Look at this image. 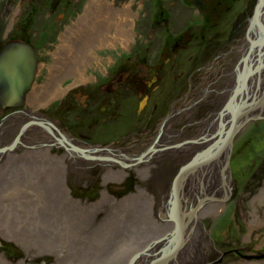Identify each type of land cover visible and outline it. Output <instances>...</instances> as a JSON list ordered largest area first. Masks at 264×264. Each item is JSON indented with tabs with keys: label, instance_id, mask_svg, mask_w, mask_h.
I'll use <instances>...</instances> for the list:
<instances>
[{
	"label": "rangeland",
	"instance_id": "obj_1",
	"mask_svg": "<svg viewBox=\"0 0 264 264\" xmlns=\"http://www.w3.org/2000/svg\"><path fill=\"white\" fill-rule=\"evenodd\" d=\"M22 1L24 0H19L18 4L15 2L10 8L11 14L8 15L10 9L3 11L4 1L0 0V15L4 24L9 21L5 17L7 16L13 20V28L15 27L20 14L18 5ZM108 1L114 7L125 6L132 12L133 16L128 18L130 24L126 22L124 26L126 29H131V38L125 47L120 44L116 47L105 46L92 50L93 60L91 59L85 66L83 82L77 77L64 75L55 54L62 34L66 28L76 23L86 3L83 0L75 1L77 4L75 12L70 11L74 5L71 0H67L65 10L60 7L56 11L52 9L51 12L47 10L51 4L50 0H37L33 3L35 7L37 3L40 6L44 5L43 22H54L57 26L59 24V32L50 37L49 45H46L48 58L45 60L46 69L43 78L38 81L34 79L31 87L35 82L37 85L46 84L51 71L60 81H57L53 92H48L49 99H45V102L40 104L44 106L40 110L43 109L46 116L36 115L35 119L27 120L28 118H22L28 116L27 112H24V115L12 116L13 111L10 110L24 109L25 104L5 108L0 105V146L15 142L19 127L26 120V123L36 122L35 124L46 126L40 127V130L39 125L36 126L33 123L29 130L26 128L21 133L23 145L11 152L1 154L4 157L0 158L3 167L0 168V172L3 173V176H0V227L2 228L0 229V264H60L58 263L60 259H64L67 264H102L100 255H103L110 264H113L115 259H120L118 264H127L133 254L144 247L141 245L142 242L148 243L152 234L160 233V229L154 226L165 219L158 213L157 206V200L164 201L165 195L162 198L163 194H153L151 191L155 176L160 175L166 178L163 181L166 180L167 187H170L174 173L181 163L199 153L190 147V144L180 148L177 147L178 143H190L204 130L212 128L215 121L214 129L217 128V122L221 123V115L225 113L223 110L225 104L230 99L231 103L235 104L236 101L233 98L236 96L233 97V93L244 85V81L239 79L242 71L234 64L225 70H215L209 78V81L213 83L207 87L200 85V94L197 97L195 95L194 100H191V96L185 97V93H181L179 99L174 102L172 97L175 92L171 93L170 89L177 81L183 82L187 78L188 71L193 67L189 62L190 58L193 60L200 53V58L206 57L213 60L216 54H208L209 51L212 52L210 40L215 31L210 30L209 25L205 23V27L208 28L200 38V47L195 46L192 51L190 48L176 54L177 57L173 59L176 61L175 65L165 66L158 76L153 70L145 72L146 68H139L137 73L146 77L145 79L160 80L152 82L151 86L143 91L141 99L135 98L131 87L127 89V93H119V87L124 85L122 83L119 84L118 92L112 90L107 80L114 74L111 71L113 65L116 61L119 62L120 58L127 60L131 56H126V53L132 44L138 41V44H143L146 38L139 37L137 28L142 24V19L145 20L144 14L148 15L154 8L146 9L145 6L142 8L139 0ZM62 2L63 0L61 4ZM140 15H143V18H140ZM19 18L22 19V17ZM6 28L4 26L3 31ZM43 30L50 32V25L43 24ZM157 56L153 54L151 57ZM241 56L240 54L235 59ZM218 66L216 65L215 69ZM50 68L52 70H49ZM262 71L264 69H247L249 79L246 78L245 86ZM226 72H232L236 76H232V80L229 81V75ZM219 73H222L223 78ZM224 81L226 84L223 83ZM88 83H101L104 90L108 88L104 95L109 96V101L112 103H109L110 105H113L116 100L114 112H111L110 106L106 107L101 99L95 100V104H91V109L88 108L90 104L83 108L86 104L84 86ZM194 84L195 77L192 79V85ZM44 89L42 88V95L46 94ZM243 90L246 91V89ZM231 92H233L232 95H230ZM254 92L263 95L264 84L255 85ZM161 93L171 94L159 98ZM169 99L173 100L171 107ZM146 101H148L147 106L150 105V107L146 106V112L143 110L138 113L136 105L140 104L142 109ZM87 102L92 103L89 100ZM80 109L82 112L87 110L81 113ZM26 110H28L27 107ZM7 113H9L8 116ZM223 117L226 119L225 116ZM230 119L228 116L227 120L230 121ZM48 122L54 124L72 140L78 139L77 143L80 145L72 143L70 147L66 144V147L58 142L59 140L53 141V136L52 142H48L47 136H50L48 127L53 128L52 125L47 124ZM163 134L166 136L163 137L165 140L162 146L163 152H158L152 159L149 158L151 155L148 156L147 150L152 148L157 140L161 141ZM232 140V154L227 167L231 187L228 193L223 195L220 207L213 215L205 211L201 212L204 213L201 219L199 215L196 223L198 226L192 230L181 264H238L241 261H244L243 264H264L261 261L264 257L256 258L264 254V193L258 197L261 189L264 188V114L252 118ZM37 143L49 144L44 146L46 149L44 156L35 154V151L41 147H34ZM31 146L34 149H31ZM211 146L207 147L206 151L213 152L215 148L210 149ZM75 147L84 150L92 149L95 151L93 154L106 153V160L104 158L86 160L78 151L71 150ZM24 151L28 154L27 157H22L21 153ZM107 151L111 154L114 153L113 151H120L123 155L121 157H125V160L121 162L117 160L121 157H109L114 160L112 162L108 160V156L112 155L107 154ZM12 153H15L18 158V163L15 162V164L21 171H26L28 179L31 180L26 187L20 189H17L13 181L21 178L13 176L15 172L12 169L13 162H9ZM132 164L136 165L132 166ZM110 171L116 172L117 175H112ZM250 173L254 175L250 176ZM49 186L51 188L47 190ZM50 194H55L53 201L56 202L53 206L44 199ZM199 195L197 192L194 193L188 210L191 209L190 207H193L195 211L198 209L197 213L203 210L198 208L202 203ZM101 198L107 200L102 201V204L97 203ZM67 199L74 201L73 205L68 203ZM138 201H142L141 207L144 204L148 205L150 215L141 213H148V210L143 211L145 208L131 206V203ZM207 202L212 203L209 200ZM39 214L43 217L41 218ZM46 218L48 219L43 222ZM257 218L261 220L257 221ZM41 219L43 220L39 221ZM51 219H54L52 228L46 233L34 235L36 229H31L32 227H43ZM17 231L21 234L16 235ZM95 242L99 245L95 246L93 244ZM52 246L59 248V257L48 251ZM238 249L245 250L249 259L245 261L239 258L236 253ZM224 252L226 253L221 256L220 254ZM218 260L220 262H217Z\"/></svg>",
	"mask_w": 264,
	"mask_h": 264
},
{
	"label": "bare ground",
	"instance_id": "obj_2",
	"mask_svg": "<svg viewBox=\"0 0 264 264\" xmlns=\"http://www.w3.org/2000/svg\"><path fill=\"white\" fill-rule=\"evenodd\" d=\"M130 16H133V14L129 10L128 7H125V6H122L121 8L114 7L113 4L109 3L108 0H89L87 1V4L84 7L83 13L80 16H78V18L76 19V23L73 24L72 27L66 28L65 32L61 36L60 44L57 47L55 57L62 67L63 74L77 77L79 81L83 82L85 66L89 64L90 63L89 61H91V59L93 58L92 50L98 47H105V46H115L116 47L117 45H120V44L125 47L128 44V40L131 38V29H126L124 27L126 22L130 24V19L128 20ZM13 56H18V52L16 49H13L12 52H10V54L6 55L7 64L9 63V65H13V62H11ZM4 57L5 55L2 53V58ZM21 57L23 60V63L21 64V68L4 65V71L10 72L11 75L20 73L21 69L25 68L24 66L25 63L30 61V57L28 54H21ZM32 57H33L32 61L30 62L32 63L31 68H33V75H32L33 77L31 76L32 78H30L29 81H28L29 77L27 78V76H21L20 79H18L20 86L26 88L27 93L25 90L23 92H18L17 94H14L13 96L14 100L17 102L19 101L25 102L26 100H28L29 105L31 106L38 104V102H41L42 99L43 100L49 99L48 92H53L57 83L60 81L58 78L55 77L56 75L55 76L53 75V72L51 71V74L49 72L50 76L48 77V82L44 85V88H45L44 92H46V94H43V95L34 94L32 96L31 94H28V93H31V90H30L31 83L34 80L35 76L41 72L43 73L45 72V68L44 69L38 68L37 61L35 58L36 56L33 55ZM95 60L100 61L101 59H95ZM49 70H52V68H50ZM247 74H248L247 70L244 69L241 74L242 78H247L248 77ZM257 84H264V71H262L258 76L256 77L254 76L251 79V81L244 87L246 91L244 92L243 90L242 91L243 93L241 92L242 94L238 92L230 93V95H232L233 93V97L236 96L235 98L232 97L233 99H235L236 102L234 101L235 104L233 103L231 104V107H230V109L232 110L231 112L225 111V113L221 115L222 116L221 123L217 122V125H218L216 126L217 128L214 129L216 125V121H215L214 124L212 125V128L210 129L207 128L206 131L204 130L203 133L200 134L202 135V137L198 135L197 137L192 139L190 143H184V142L178 143L177 147H180V148L183 147L184 145L190 144V147L194 148L197 152H199L198 155H200V152H203L204 149L206 150L207 147L212 145L210 149L215 148L214 152L217 151V156L213 158L212 160H210L208 163L187 171L178 179L176 188L178 192V201L180 204V208H177V209H174V204H173L174 202V198L172 194L173 180L172 182H170V187H167L166 180L163 181V179H166V178H163L160 175L155 176V180L152 183L151 191L153 194H158V195L163 194L162 198H164V195H165L164 201L161 199L157 200L158 213L161 214L162 218L165 217V219L161 220V222L157 220L159 223H157V225H155L154 227H158L160 229V233L152 234L150 236L151 240L148 243L145 242L146 243L145 244L144 242H142L141 245L144 247L139 249L140 250L139 252L138 251L135 252L127 264H149V263L152 264L153 262L161 258V257L158 258L157 256H162L164 254L167 255L170 251L175 252V253L168 258L163 257L159 259L156 264H181L183 260L182 258L184 255L183 253L188 246L187 244L188 239L192 235V230L193 228L198 226L196 225V223L199 220V215H200V219H201V216L204 214L201 212H204V211L207 214L213 215L214 212H216L217 209L220 207V201L222 200L223 195H226L228 193V190L231 187V180L227 172V169H228L227 167L229 165L230 154H232L231 153L232 146H233L232 139H234V137L231 140L228 139L226 142V138L229 135L228 130L229 129L234 130L235 135H237V132H240L241 130H243L244 126L248 124L252 118L259 117V115L264 114V92H263V95H259V93L254 92L255 85ZM238 104H241V105L237 106ZM230 114H234L235 118L239 116L235 120L236 126H238V131H237L236 126L233 125L234 120H232V123H231L232 125H230V121L227 120L228 116L231 118ZM223 116H225L226 119H223L224 118ZM33 123H36V122H33ZM33 123L29 124L27 129H30ZM54 127L55 129L48 127L50 131L49 133L50 136L49 137L47 136L48 142L49 141L52 142V140L53 141L59 140L66 147L68 144H72V143L73 145L79 144L73 140L71 141L72 138H70L68 135H66L62 131H60V129H58L56 126ZM52 136L54 137V139L52 138ZM164 136L165 134L162 135L161 141L157 140L154 143V146H152V148H149L147 150L149 153L148 156L151 155L149 158L152 159L153 156L156 155L158 152L159 153L163 152L164 147L162 146L165 143V140L163 139ZM159 142L161 143L160 145L158 144ZM21 143H22V138H21L20 144ZM20 144L17 145L16 147L15 146L11 147V149H8V150H5L6 146H3L0 150V158L4 157V155H1V154L6 153L7 151L11 152L12 150L20 146ZM46 145L47 143H43L42 145L41 143H37V145H34V147L41 146L35 151V154L43 155L44 151H46V149L44 148V146ZM34 147L33 148L30 147V148L34 149ZM190 147H188V149ZM219 147L220 148L222 147L223 149H218ZM71 150H73V152L78 151L81 157H85L86 160H95V159H102V158L105 159V157H107V155H105L106 153L98 152V153L93 154V152L95 151H93L92 149L84 150L83 148L81 149V148L75 147L74 149H71ZM113 152L114 153L111 154L107 151V154L112 155V156H108V158L109 157L120 158L121 156H123L122 154H120V151H116V152L113 151ZM21 155L22 157H27L26 155L28 154L25 153L24 151L21 153ZM94 156H99V157H94ZM10 158L11 160L9 162L11 161L13 162L12 169L15 171L13 173V176L15 175L17 176V178H21L18 180H13L16 183L17 189L26 187L29 181H31L30 179H28V173L26 171H21L19 169V166L15 164V162L18 163V158L15 153H12L10 155ZM149 158H147V160ZM108 160H111V158H109ZM117 160L122 162L123 160H125V157H121V159H117ZM192 160L189 158L184 163H181V165L179 166V168L176 170L174 174L176 175L179 169H181L185 164H188ZM111 161L114 162V160H111ZM134 165L136 164H132V166ZM0 168H3L1 163H0ZM110 173L112 175L113 174L117 175L116 172L114 171L113 172L110 171ZM175 175L173 176V178L175 177ZM253 175L254 173H250V176H253ZM0 176H3L2 172H0ZM50 188L51 186H49L47 190H49ZM196 192L200 194L199 195L200 202H202L200 204L201 206L198 207V208L203 209V210H200V213H197L198 209H196L195 211L193 207H190L191 209L188 210L189 205L192 204L191 201L194 198V193ZM263 193H264V188L261 189V192L259 193L258 197H261ZM53 195L55 194H50L48 198L44 197L45 200L47 199V203L50 204L51 206H53L56 202V201L55 202L53 201ZM144 195L146 197L148 196V194H144ZM105 200L107 199L101 198V200L97 203L102 204V201H105ZM208 200L211 201L212 203H209V202L206 203V201ZM67 202L72 205L74 203V201L70 199H67ZM141 202L142 201L131 203V206L137 207V208L138 207L145 208L143 211L148 210V213L146 212H141V213L149 214L148 205L144 204V206L141 207L142 205L140 204ZM39 215L41 216V218L43 217L42 214H39ZM177 217H179V219H182V222H183L182 225L184 229L183 230L184 241H182V244L180 245V247L178 246V247L173 248L174 245L179 240L178 237L181 236V231L179 230L177 224L175 223V221L178 220ZM47 219L48 218H46L45 220L41 219L39 221L43 220L44 222ZM171 219L173 220V222ZM256 220L260 221L261 219L257 218ZM53 223H54V219H51V220H48V222L43 227H32L31 229H36V232L34 233V235H37L39 233H46L50 228L53 227ZM250 223L252 224L253 220L250 221ZM38 225H41V224H38ZM0 229L2 228L0 227ZM15 234L19 235L21 233L17 231ZM9 237L13 238L12 236H9ZM14 237L16 236L14 235ZM106 237H109V235ZM93 244L95 246L99 245L98 242H95ZM63 245H65V243ZM58 249L59 248L52 246L51 248H49L48 251L56 254L59 257ZM225 253L226 252L222 254H225ZM240 257L242 260H245V261L246 259H249L248 257L244 255H240ZM260 257L263 258L264 256L261 255L256 258H260ZM100 258H101L100 262L102 264H105V263L107 264L109 262L107 259H104L103 255H100ZM119 260L120 259H115L113 260V262L118 264ZM261 261L264 262V260H261ZM242 262L244 261H241L238 264H243ZM58 263L67 264L64 262V259L63 260L60 259Z\"/></svg>",
	"mask_w": 264,
	"mask_h": 264
},
{
	"label": "flooded vegetation",
	"instance_id": "obj_3",
	"mask_svg": "<svg viewBox=\"0 0 264 264\" xmlns=\"http://www.w3.org/2000/svg\"><path fill=\"white\" fill-rule=\"evenodd\" d=\"M2 1H4V5L2 6L3 11L5 9H10L15 2L17 4L19 2V0ZM35 1L37 0H24L18 5L20 8L19 17H22L23 21L17 17L18 23H16L14 28L12 19L5 16L9 21L4 24L0 15V51L7 42H24L33 49L38 68L46 69L45 60L48 58V54H46L45 48L46 45H49L48 42L50 41V37H53V35L59 32V24L57 26L54 22H43L45 7L43 4L40 6L38 3L35 7V4H33ZM61 1L62 0H50L51 4L47 10L49 12H51L52 9L56 11L60 7L62 10H65L67 7V0H63L62 4ZM71 1L74 2V5L70 11L75 12L77 7L75 1L77 0ZM83 1L87 4L89 0ZM139 3L142 8L144 6L146 9L154 8L148 15L144 14L145 20L142 19V24L138 28L136 27L139 37L144 36L146 39L143 40V44H138L139 41L132 44V46L129 47V51L126 53V56H131L128 57L127 60L120 58L119 62L116 61L113 65L114 67L113 69L111 68V71H113L114 74L107 80V84L112 86V90L118 92L119 84L122 83L124 85L123 87H119V93H127V89L131 87L133 88L132 93L135 94V98L141 99L144 93L143 91H145L148 86H151L152 82L155 83L159 79H145L146 77L137 73L139 68H146L145 72L153 70L158 76L165 66L171 64L175 65L176 61L173 59L177 57L176 54L183 53L190 48V51H192V48L195 46L200 47V38L203 37L208 28L205 27V23L209 25L210 30L215 31V34L210 40L212 52L209 51L208 54H216L213 60L210 58L206 59V57L200 58V53L195 59L192 60L190 58L189 62L193 67L188 71L187 78L183 80V82L177 81L173 88L170 89L171 93L173 91L175 92L174 97H172L174 98V102L179 99L181 93H185V97L191 96V100H194L195 95L197 97V95L200 94V85L201 87L205 85L207 87L213 83L209 81V78L210 75L215 73V70H225L234 64L236 68H240V71L252 68L256 70L264 69V0H139ZM259 3L261 4L258 7ZM69 12H66V14H69ZM10 14L11 9L8 11V15ZM139 17L143 18V15ZM43 24L50 25L51 31H44ZM4 26L7 27L5 31H3ZM208 39L210 38L208 37ZM253 43L255 45L252 47ZM153 54L158 56L152 58L151 56ZM240 54L243 57L241 56V58L235 59V57ZM216 65H219L217 69H215ZM190 71L192 72L190 73ZM220 74L221 78H223L222 73H219V75ZM226 74L229 75V81L232 80V76H236L232 72H226ZM43 75L44 73L41 72L37 74L34 79L38 81L40 78H43ZM193 77H195L194 86L192 85ZM223 83L226 84V81ZM44 85L43 83L37 85V82H35L30 89L31 93L28 94H31V96L34 94L42 95V88H44ZM84 87L86 93L84 96L86 99L84 100L86 104H84L83 108H86L88 104H90L88 107L90 108L95 104V100L101 99L103 104L106 107L110 106L111 112H114L116 100H114L115 103L113 105H110L112 103L109 101V96L106 95V97L104 95V92H106L108 88L104 90L101 83H88ZM182 90L185 91L183 92ZM171 93L165 95L161 93L159 94V98L170 96ZM88 100L92 103H88ZM43 102H45V100L42 99L38 104L31 106L28 100H26L23 103L25 104L23 107L24 109H17L15 111L10 109L13 111L12 116H18L19 114L24 115V112H27L28 116L22 118H28L27 120L30 118L35 119L36 115L46 116L43 109L40 110L44 107L40 105ZM169 102V106L171 107L173 100L169 99ZM147 103L148 101L145 102V106L142 109H140V104L136 105L135 108L137 112L140 113L143 110L146 112L145 107ZM26 107L28 110H26ZM147 107H150V105ZM87 109H85V111ZM79 112L83 113L82 109H80ZM6 115L8 116L9 113ZM26 121H24L23 124L26 123ZM23 124H21L19 128H21ZM47 124L55 128V125L51 122ZM143 124L145 127V121ZM34 125L37 126L39 124L34 123ZM40 127L45 126L39 125V128ZM18 141L15 147L20 144L21 137ZM73 141L78 142V139H73ZM12 142L5 146H10ZM20 145H23V137ZM2 147L3 146H0V148ZM31 147L33 148V146ZM232 253L234 254V252ZM236 253L239 255V258H241L240 255L249 257L247 252L243 249L236 250ZM261 255L264 256L263 253Z\"/></svg>",
	"mask_w": 264,
	"mask_h": 264
},
{
	"label": "water",
	"instance_id": "obj_4",
	"mask_svg": "<svg viewBox=\"0 0 264 264\" xmlns=\"http://www.w3.org/2000/svg\"><path fill=\"white\" fill-rule=\"evenodd\" d=\"M261 3H259L258 7L260 6ZM255 44L253 43L252 47L254 46ZM13 49H16L17 52H18V56H13L12 57V60L11 62H13V65H9V63L7 64L6 62V55L10 54V52H12ZM2 53L5 55L4 58H2ZM21 54H28L29 57H30V61H32V56L34 55V51L33 49L24 44V43H21V42H7L4 47L2 48V50L0 51V105L2 108H5L7 106H17V105H21L23 104L24 102L22 101H15L14 100V94H17L18 92H23L26 90V88L20 86L19 82H18V79H20L21 76H27L28 78V81L30 80V78H32L33 76V68H31L32 66V63L30 61H28L27 63H25V68L24 69H21L20 73L18 74H15V75H11L10 72H6L4 71V65H9V66H13V67H20L21 68V64L23 63V60H22V57H21ZM13 55V54H12ZM242 72L240 73L239 75V79L242 78ZM32 76V77H31ZM244 80V85L241 86L240 89H236L235 92H238L240 93L244 88L245 86V80L246 78H242ZM241 79V80H242ZM231 99L229 101H227V103L225 104L224 106V109L225 111L227 112H231L232 110L230 109L231 107ZM22 102V103H21ZM231 115V119H230V125H232V120H234V123L233 125L236 126V122L235 120L239 117L237 116L235 118V115L234 114H230ZM29 122H27V124L25 123L19 130V133L17 134V139L15 142H13L12 145H10L9 147H6L5 150H8V149H11V147L15 146V144L17 142H19L18 140L20 139L21 137V133L24 132V130L29 126ZM237 128V131H238V126H236ZM231 131V132H230ZM231 133V134H230ZM238 133V132H237ZM228 137L226 138V142L228 139H232L234 136H235V132L234 130H231L229 129L228 130ZM218 149H223L222 147L218 148ZM1 150V148H0ZM215 151V150H214ZM209 152V151H203L200 153V155H196L194 157H192V161L189 162L188 164H185L180 170L179 172L177 173V175L174 177L173 179V186H172V194H173V198H174V209H177V208H180V204H179V201H178V192H177V188H176V184H177V181L178 179L184 174L186 173L187 171L193 169V168H196V167H200L206 163H208L210 160H212L213 158H215L217 156V151L216 152ZM148 153V151H147ZM177 221H175V223L177 224L179 230L181 231V236L178 237V242L174 245L173 248L175 247H180V245L182 244V241L183 240V225H182V219H179V217H177ZM175 252H172L170 251L167 255H163L161 258L163 257H170L171 255H173ZM221 256L224 255V254H220ZM159 258V259H161ZM158 259V260H159ZM156 260L155 262H153L152 264H156L157 261ZM219 262V260L217 261Z\"/></svg>",
	"mask_w": 264,
	"mask_h": 264
}]
</instances>
